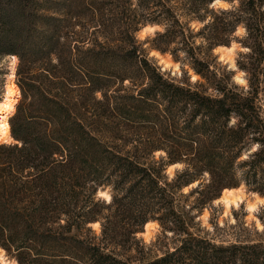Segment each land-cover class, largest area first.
<instances>
[{"label": "trees", "instance_id": "1", "mask_svg": "<svg viewBox=\"0 0 264 264\" xmlns=\"http://www.w3.org/2000/svg\"><path fill=\"white\" fill-rule=\"evenodd\" d=\"M215 1L0 0V57L18 59L22 95L0 143V248L15 264H264V239L216 243L194 220L223 189L264 195V0ZM183 15L207 21L194 31ZM146 24L201 81L164 75L135 37ZM239 26L245 86L203 55ZM173 163L187 167L169 178ZM148 221L177 244L144 243Z\"/></svg>", "mask_w": 264, "mask_h": 264}, {"label": "rangeland", "instance_id": "2", "mask_svg": "<svg viewBox=\"0 0 264 264\" xmlns=\"http://www.w3.org/2000/svg\"><path fill=\"white\" fill-rule=\"evenodd\" d=\"M233 3H226L227 6L225 8L231 7ZM211 4L209 5V7ZM210 8H223L218 7L214 4L213 7ZM182 21L185 23H188L191 29L194 31H198L203 24L206 23L207 20L200 22L197 19H194L191 16H182ZM152 26L150 24L141 25L139 29L135 32L136 39L142 43V47L147 52V55L151 60L155 61L156 65L159 66L160 70L164 73L165 76L168 78L174 79V80H181L183 82H187L186 77H188V80L191 83H194L199 79V77L196 75V78H192L191 74L193 73L192 69L189 65V60L186 58L184 53H180L178 55L179 57L174 60L169 52L161 53L160 51L153 49L151 47V43L156 31H162V27L153 25V29H144L145 26ZM142 30V31H141ZM245 34V30L243 27L239 26L236 28L234 32V38L232 39L229 45L233 44V49L229 53L230 59L228 57L221 58L220 57V51H215L212 49V51L209 53V51L206 53L203 51V55L205 56V59L210 60L211 63H218L221 66H225L226 70H229L232 72V81L241 85H246V79L245 75L242 71H239L236 69V60L239 59V56L246 51V48L243 47L240 43V41L243 39ZM196 45H203V42L200 38L195 39ZM227 45V46H229ZM217 47V46H216ZM152 51H156L159 53L160 56H155L152 54ZM168 55V56H167ZM161 56L164 57V59L168 60L170 63L168 66H164L161 63ZM11 55H5L0 57V102L6 101L7 98V90H6V74L8 65L10 63ZM17 59V58H16ZM18 64V59L16 61ZM45 62L39 61L36 65L32 66L31 68L33 72L37 71L36 68H40L42 64ZM16 64V65H17ZM239 75L243 81L238 82L235 78V75ZM200 80V79H199ZM11 85H13L14 92L11 94V109L7 110L5 112H11L8 114L7 121H9L10 116H12L19 103L21 102V92L17 85L18 76L16 73H13V77L11 78ZM201 81V80H200ZM74 90V89H73ZM80 89L75 88V91H72V95L76 98L78 97ZM97 96H100V93H96ZM259 97L261 98L262 103V111L264 113V91H261L259 94ZM1 104V103H0ZM2 105V104H1ZM9 124V123H8ZM13 139L3 142L5 144L12 143ZM255 148V146H254ZM253 148V149H254ZM163 151H156L154 152V157L158 158V156L163 155ZM247 155V152L243 154V157ZM169 166L171 167V170L168 171ZM187 165L184 163H173L169 164L165 167V172L168 175L169 178H172L175 173L181 172L184 168H186ZM209 180V175L207 173H204L203 176L201 175L198 179L194 180L193 182L187 184L186 186H183L180 189V193L187 195L192 190L199 188L198 185H201V183H207ZM238 187H241L243 189L241 193L242 195V202H240L237 206H231L229 208H225L224 202L220 200L221 192L218 195L216 199L211 201L208 205H206L202 211L198 214L197 211H194L195 214V223H197L198 227H200L201 234L208 236L210 238H213L216 243H223V244H229V243H238V242H255L259 241L260 239H264V195H260L259 193L251 190L250 188L246 187L244 184H240ZM202 188V187H200ZM97 191V196H98ZM107 192V191H106ZM260 196L259 200H256V195ZM199 194L193 193L187 197V203L192 205L194 198L198 197ZM100 197V196H98ZM182 198V197H181ZM247 202H256V207L249 211L247 208L246 203ZM97 225H91L92 229L96 232L99 231V223L96 222ZM158 224V223H157ZM141 232H144V225L142 226V229L136 234V236L146 244L151 243H157V241H161V243H165V245H169L170 247H173L177 244V239L175 235H173L171 232H165V237H163V231L161 230V227L158 225H154L153 227L149 228L147 231V234L141 235ZM160 250H164V247H160ZM158 250L157 252L160 253L161 251ZM5 255V258L7 260H13L11 256L7 255L5 252H3Z\"/></svg>", "mask_w": 264, "mask_h": 264}, {"label": "bare ground", "instance_id": "3", "mask_svg": "<svg viewBox=\"0 0 264 264\" xmlns=\"http://www.w3.org/2000/svg\"><path fill=\"white\" fill-rule=\"evenodd\" d=\"M214 4L216 6L219 7H226L227 4L222 2V1H215ZM154 26H145L144 29H153ZM142 31V30H141ZM233 49V44L229 45V46H217L215 47V51H220V57L221 58H225L228 57V59H230L229 57V53L232 51ZM152 54H154L155 56H160L159 53H157L156 51H152ZM168 56V55H167ZM161 63L166 67L169 65V61L164 59V57L161 56ZM16 57L15 56H11L10 58V63L8 65V69H7V74H6V90L8 92L7 94V98L6 101L1 102L0 104V143L3 142H7L9 140H11V137L9 135V125L7 122V118H8V114L11 113L9 112H5L7 110L11 109V94H13V85H11V78L13 77V73H14V69L16 66ZM191 77L194 79L196 78V76L194 74H191ZM235 78L238 82H242L243 79L239 76V75H235ZM172 166H169L168 171L171 170ZM243 189L241 187H237V188H227V189H223L221 191V196H220V200L222 202H224V206L225 208H229L231 206H237L240 202H242V195L240 192H242ZM98 195L104 198H108V195L104 192H98ZM256 195V200L260 199V196ZM217 200V199H216ZM247 208L249 211H252L255 207H256V202H247L246 203ZM254 211V210H253ZM93 224V223H92ZM93 225H97V223L93 224ZM154 225H158L155 221H148L147 223H145L144 225V232H141V235H145L147 234V231L149 230V228L153 227ZM0 264H15L14 260H7L5 258V255L3 253V250L0 248Z\"/></svg>", "mask_w": 264, "mask_h": 264}, {"label": "water", "instance_id": "4", "mask_svg": "<svg viewBox=\"0 0 264 264\" xmlns=\"http://www.w3.org/2000/svg\"><path fill=\"white\" fill-rule=\"evenodd\" d=\"M213 6H214V3L212 2L210 7H213Z\"/></svg>", "mask_w": 264, "mask_h": 264}]
</instances>
